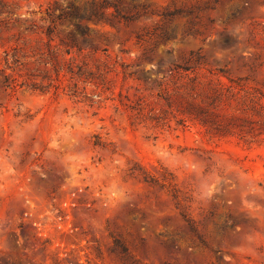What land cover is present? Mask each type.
I'll use <instances>...</instances> for the list:
<instances>
[{
    "label": "rangeland",
    "instance_id": "374dc122",
    "mask_svg": "<svg viewBox=\"0 0 264 264\" xmlns=\"http://www.w3.org/2000/svg\"><path fill=\"white\" fill-rule=\"evenodd\" d=\"M0 264H264V0H0Z\"/></svg>",
    "mask_w": 264,
    "mask_h": 264
},
{
    "label": "trees",
    "instance_id": "16d2710c",
    "mask_svg": "<svg viewBox=\"0 0 264 264\" xmlns=\"http://www.w3.org/2000/svg\"><path fill=\"white\" fill-rule=\"evenodd\" d=\"M99 19H104V18H99ZM142 175H143V180L145 183L150 184V185L159 186L162 189L166 188V184H164L165 180L162 182L157 176L147 173V172H143ZM190 227H191L190 229L193 232H196L193 226L190 225Z\"/></svg>",
    "mask_w": 264,
    "mask_h": 264
}]
</instances>
